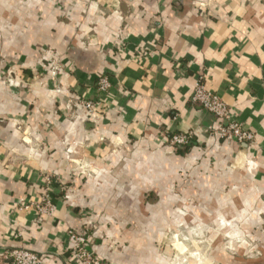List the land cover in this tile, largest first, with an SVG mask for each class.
<instances>
[{
	"label": "crops",
	"instance_id": "1",
	"mask_svg": "<svg viewBox=\"0 0 264 264\" xmlns=\"http://www.w3.org/2000/svg\"><path fill=\"white\" fill-rule=\"evenodd\" d=\"M199 77L253 142L213 133ZM263 77L264 0H0V251L78 264L67 231L85 226L103 264H163L169 227L215 214L256 228L263 262Z\"/></svg>",
	"mask_w": 264,
	"mask_h": 264
},
{
	"label": "built area",
	"instance_id": "2",
	"mask_svg": "<svg viewBox=\"0 0 264 264\" xmlns=\"http://www.w3.org/2000/svg\"><path fill=\"white\" fill-rule=\"evenodd\" d=\"M202 78L196 82L192 94L190 95V102L198 104L202 109L208 111L216 119V127L213 130L218 137L226 140H235L238 143H251L254 140V133L247 130L232 117V113L226 103L212 91H208L203 83ZM96 88L99 91L105 92L110 86L111 82L106 75H98L95 81ZM264 87V77H263ZM83 105L88 119H95L99 102L91 100H79ZM192 141V134L179 133L172 134L167 138V144L173 149L186 147ZM46 187L42 193L41 200L34 204V210L38 218L51 216L55 210L54 203L50 195L51 180L45 178ZM24 207H27L26 205ZM69 237V247L71 249L72 257L78 264H103L102 259L93 254L87 249V229L84 226L80 230L69 229L67 231ZM41 253H37L25 247H10L0 251V261L8 264H42Z\"/></svg>",
	"mask_w": 264,
	"mask_h": 264
},
{
	"label": "rangeland",
	"instance_id": "3",
	"mask_svg": "<svg viewBox=\"0 0 264 264\" xmlns=\"http://www.w3.org/2000/svg\"><path fill=\"white\" fill-rule=\"evenodd\" d=\"M255 230L244 231L232 218L210 214L169 227L155 246L164 255L163 264H264L255 259L260 256Z\"/></svg>",
	"mask_w": 264,
	"mask_h": 264
}]
</instances>
